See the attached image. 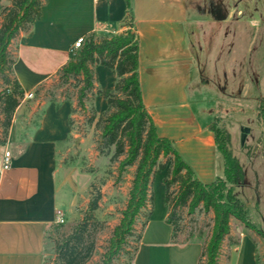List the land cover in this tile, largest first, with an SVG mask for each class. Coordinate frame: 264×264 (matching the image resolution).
<instances>
[{
    "label": "crops",
    "instance_id": "crops-1",
    "mask_svg": "<svg viewBox=\"0 0 264 264\" xmlns=\"http://www.w3.org/2000/svg\"><path fill=\"white\" fill-rule=\"evenodd\" d=\"M196 4V0H131L132 30L138 38L142 100L157 135L171 140L195 176L210 183L223 175V159L210 128L214 121L197 116L186 91L195 61L185 24L212 22L204 20L212 13L195 11ZM193 13L201 17L193 18ZM126 15L125 0H44L40 18L9 46L15 56L13 73L25 98L69 61L73 41L90 33H122ZM252 17L247 21L255 27L257 21ZM209 46L204 48L202 62ZM94 70L95 84L101 90L94 106L102 112L106 108L103 94L114 88L116 76L104 66ZM73 106L68 101L46 104L29 140L11 152L10 167L0 171V264H42L45 235L55 224V210L64 218L71 210L74 182L70 175L57 178V157L71 135ZM149 209L131 264H198L201 241H171L164 196ZM228 239L237 243L229 245ZM218 259L220 264H259L255 237L235 231L230 220Z\"/></svg>",
    "mask_w": 264,
    "mask_h": 264
},
{
    "label": "rangeland",
    "instance_id": "rangeland-1",
    "mask_svg": "<svg viewBox=\"0 0 264 264\" xmlns=\"http://www.w3.org/2000/svg\"><path fill=\"white\" fill-rule=\"evenodd\" d=\"M0 1H3V5L9 3V0ZM196 1L193 9L207 16L212 13L211 17L204 19L212 22L193 24L187 21L185 24L195 61L186 91L197 116L214 121L211 126L217 130L218 147L226 149L241 167L238 183L232 187L227 184L226 188L230 187L231 194L241 202L246 217L244 220L232 218L231 221L235 231L253 234L258 246L259 264H264V0ZM254 15L257 21L255 27L251 21H247V17L253 18ZM200 17L193 13V18ZM215 27L218 28L217 33L211 32ZM128 30L134 32L128 27L123 32ZM208 46L210 52L202 62V53ZM81 85L74 79L62 83L57 75L43 81L21 102L6 136L0 112L1 157L4 150L18 151L29 140L46 104L68 101L74 105V111H71V135L57 157V178L70 175V180L74 182V203L59 230L50 227L46 232L42 264L53 262L54 240L83 218L91 198L96 194H100V200L93 215L100 221L101 230L96 237L94 254L86 264H101L113 230L120 224L129 199L135 168L127 167L119 176L118 163H111L110 155L98 153L100 131L95 122L103 111L97 112L95 109L94 99L97 95L91 101H84L82 107L77 104V92ZM3 88L0 79V92ZM91 106L96 118L89 123ZM207 110L211 113L208 114ZM160 161L166 163V169L154 171L152 205L164 196L163 178L170 167L166 158L161 157ZM175 190L176 186H173L171 192ZM178 213L181 218L179 240H183L191 229L194 237L198 229H203L202 239H207L212 226L211 211L187 214L184 207L179 208ZM145 215L146 211L142 209L134 217L132 234L125 238L111 264H131ZM217 263L220 264L219 259Z\"/></svg>",
    "mask_w": 264,
    "mask_h": 264
},
{
    "label": "trees",
    "instance_id": "trees-1",
    "mask_svg": "<svg viewBox=\"0 0 264 264\" xmlns=\"http://www.w3.org/2000/svg\"><path fill=\"white\" fill-rule=\"evenodd\" d=\"M44 0H9L7 5H0V79L4 88L0 92V112L3 115L4 135L10 128L17 108L25 98L24 90L13 73L15 56L9 50L11 41L22 33H27L33 23L40 18ZM127 15L125 26L133 28L131 0H125ZM73 56L56 73L62 83L69 79L77 80L81 87L77 92V104L84 106V101L101 94L96 87L94 68L104 66L116 76L112 90L104 92L106 109L97 116L91 106L89 123L96 118V128L100 131L97 151L102 156L110 155V162H117L120 176L127 167L134 166V174L129 190V199L120 224L113 230L108 250L104 253L101 264H111L120 252L125 238L133 231L134 217L144 209L145 220L149 216L152 204L151 185L154 171H164L166 158L170 167L163 178L164 203L168 211L167 224L172 228L171 241L186 243L199 240L202 252L198 264H218L223 241L230 231L232 218L244 220L245 210L241 202L231 194L229 184L236 185L241 175V167L226 149L219 148L223 159V175L210 183L201 182L190 166L181 158L171 140L157 135L154 123L146 111L139 84L138 38L135 32L119 34H88L80 49L72 50ZM37 93L36 91L34 92ZM74 109L72 110V112ZM42 111L35 127L38 126ZM264 114V106H263ZM70 126L72 119H69ZM211 130L217 139V130ZM217 142V140H216ZM122 157V158H121ZM121 158V159H119ZM176 190L171 192V188ZM100 194L93 196L83 218L75 223L68 232L54 240L51 264H86L92 257L96 246V237L101 230V223L93 212L98 208ZM186 207L187 214L195 211L212 212V226L207 239H202L203 229L197 230L194 237L191 231L183 240L180 233L179 208ZM145 222L143 223L144 226ZM55 231L60 224L52 226ZM140 235L137 238L139 242ZM237 240L228 239V244ZM137 247L135 248V252Z\"/></svg>",
    "mask_w": 264,
    "mask_h": 264
},
{
    "label": "built area",
    "instance_id": "built-area-1",
    "mask_svg": "<svg viewBox=\"0 0 264 264\" xmlns=\"http://www.w3.org/2000/svg\"><path fill=\"white\" fill-rule=\"evenodd\" d=\"M84 38H77L72 42V50H78L82 46ZM12 153L9 150H4L0 157V171L7 170L10 167ZM65 218L60 210H55V224H64Z\"/></svg>",
    "mask_w": 264,
    "mask_h": 264
},
{
    "label": "water",
    "instance_id": "water-1",
    "mask_svg": "<svg viewBox=\"0 0 264 264\" xmlns=\"http://www.w3.org/2000/svg\"><path fill=\"white\" fill-rule=\"evenodd\" d=\"M264 101V100H263Z\"/></svg>",
    "mask_w": 264,
    "mask_h": 264
}]
</instances>
